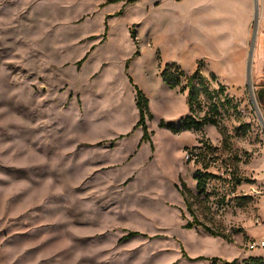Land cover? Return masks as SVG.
<instances>
[{
	"label": "rangeland",
	"instance_id": "374dc122",
	"mask_svg": "<svg viewBox=\"0 0 264 264\" xmlns=\"http://www.w3.org/2000/svg\"><path fill=\"white\" fill-rule=\"evenodd\" d=\"M178 1L0 0V264H264V0L221 52ZM166 64L209 80L193 115L217 125L159 126L190 115ZM197 170L194 214L231 241L183 227Z\"/></svg>",
	"mask_w": 264,
	"mask_h": 264
},
{
	"label": "trees",
	"instance_id": "16d2710c",
	"mask_svg": "<svg viewBox=\"0 0 264 264\" xmlns=\"http://www.w3.org/2000/svg\"><path fill=\"white\" fill-rule=\"evenodd\" d=\"M135 0H127V2H133ZM162 79L167 83L169 87H177L180 86L179 90L182 92L186 90V104L188 106V110L190 112V115H187L182 119L181 123L178 125H174L172 123H167L164 122L163 120L159 121V126H165L171 129L174 133L179 132L180 130H190V129H200L203 125L205 124H213L217 125V120L216 117L214 116L215 113H217V103H213V108L215 109L212 114L208 115L207 113H204L201 117H197L193 115V113L196 111L195 108H200V92L206 91L207 92V86L209 84V80L201 76L198 69H195L188 75H184V73L180 70H178L177 67H175L173 64H166L164 68L162 69L160 73ZM184 75V76H182ZM215 76L211 75V79H214ZM182 79L185 80L184 84L181 85ZM222 87V86H219ZM135 88V106L138 111V118L137 121L134 124V129L141 127L142 129V136H141V141H149V132L146 127L145 120L146 118H151L152 115L148 110V100L144 93L136 86L134 85ZM210 98V96H208ZM198 146H194L191 148L189 153H193L194 150H198ZM201 155L199 150L196 151V153L193 154V156L197 159ZM212 176V174L208 172H203L201 173L200 171L197 170L194 178L196 179V188L198 189L197 193H193L191 189L183 182H180L179 184H175L176 189L180 192L183 201L185 203L186 209L189 212V214L192 216V220L186 221L185 224H183V227L185 228H191L193 226H201L204 230L209 232L212 235L215 236H221L227 241H231V238L228 234H224L222 232H219L217 230H213L211 227L207 226L203 222H201L196 215L194 214V210L192 209V205L195 202H199L200 199H198V195L201 194L205 188L206 185V179L207 177ZM243 181H249L247 178H240L236 177L235 178V184H239ZM222 203V202H221ZM219 204V203H218ZM220 205V204H219ZM183 216V214H182ZM135 232H129V234H132ZM200 258L197 257L195 259ZM202 258V257H201ZM209 264H218L220 261V264H234V261H226V260H221L220 258L217 257H212L209 259ZM247 264H252V263H247ZM257 264V263H255Z\"/></svg>",
	"mask_w": 264,
	"mask_h": 264
},
{
	"label": "crops",
	"instance_id": "0c3cea01",
	"mask_svg": "<svg viewBox=\"0 0 264 264\" xmlns=\"http://www.w3.org/2000/svg\"><path fill=\"white\" fill-rule=\"evenodd\" d=\"M177 5H185V10H187L185 15L190 19L191 28H197L194 23L198 20L197 18H203L207 22L211 21V27H204L199 23L198 28L201 33L206 32L202 36L203 39L212 41L219 52L222 47V32H229V37L230 34L233 35V32L248 30L256 7L255 0H180ZM194 14L198 16H193Z\"/></svg>",
	"mask_w": 264,
	"mask_h": 264
},
{
	"label": "built area",
	"instance_id": "2783aa9c",
	"mask_svg": "<svg viewBox=\"0 0 264 264\" xmlns=\"http://www.w3.org/2000/svg\"><path fill=\"white\" fill-rule=\"evenodd\" d=\"M194 153H196V150H194L193 153H189L188 155L193 157ZM259 246L264 247V240L263 239L255 240L250 247L254 248V247H259Z\"/></svg>",
	"mask_w": 264,
	"mask_h": 264
},
{
	"label": "bare ground",
	"instance_id": "6f19581e",
	"mask_svg": "<svg viewBox=\"0 0 264 264\" xmlns=\"http://www.w3.org/2000/svg\"><path fill=\"white\" fill-rule=\"evenodd\" d=\"M233 28V27H232ZM236 29V28H235ZM233 30V29H232ZM236 31H237V29H236Z\"/></svg>",
	"mask_w": 264,
	"mask_h": 264
}]
</instances>
